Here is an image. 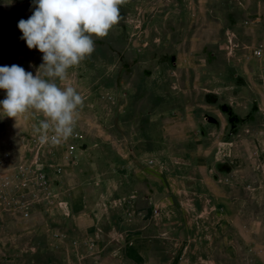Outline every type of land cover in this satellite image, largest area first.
Instances as JSON below:
<instances>
[{
    "label": "rangeland",
    "instance_id": "rangeland-1",
    "mask_svg": "<svg viewBox=\"0 0 264 264\" xmlns=\"http://www.w3.org/2000/svg\"><path fill=\"white\" fill-rule=\"evenodd\" d=\"M119 7V23L93 37L92 55L56 80L84 98L75 143L42 145L35 131L42 113L16 121L0 110V165L9 153L12 165L31 170L25 184L11 174L29 213L0 210V264H196L180 248L181 233L195 227L179 208L171 219H92L112 252L92 261L82 254L83 209L64 195L98 193L107 181L129 190L133 179L140 212L150 206L153 216L165 200L161 192L149 205L153 178L156 186L172 181L176 201L202 186L228 191V219L220 212L206 219L207 229L212 220L232 239L234 254L220 264H264V0H125ZM33 10L32 0H0V66L35 76L43 53L29 49L18 28Z\"/></svg>",
    "mask_w": 264,
    "mask_h": 264
},
{
    "label": "clouds",
    "instance_id": "clouds-1",
    "mask_svg": "<svg viewBox=\"0 0 264 264\" xmlns=\"http://www.w3.org/2000/svg\"><path fill=\"white\" fill-rule=\"evenodd\" d=\"M33 12L18 22L20 37L29 49L43 53L36 75L13 64L0 66V89L6 96L0 110L17 121L21 116L42 113L35 131L39 143L60 144L73 134L84 98L68 79V69L78 66L95 50L93 37L103 38L119 23L125 0H32ZM44 69L42 78L39 70Z\"/></svg>",
    "mask_w": 264,
    "mask_h": 264
},
{
    "label": "crops",
    "instance_id": "crops-1",
    "mask_svg": "<svg viewBox=\"0 0 264 264\" xmlns=\"http://www.w3.org/2000/svg\"><path fill=\"white\" fill-rule=\"evenodd\" d=\"M132 180L129 190L123 184V181H118L119 185L117 184V186L110 185L107 181L101 185L98 193H95L92 189H85L83 196L75 190H71V192L64 195V199H67L74 209H83V221L79 219L78 223L83 224L84 228L82 240L85 243V251L82 254H85L90 261L95 260L97 257L99 259L107 258L108 252H112V244H114L108 245L106 236L96 234L95 225L97 222L92 221V219H171V209L174 208L184 209V219L189 220L190 225L195 227L193 233L186 231V233H181L180 236V248L185 251L184 254L188 255V258L193 259L196 264H220L222 258L233 256V247L230 245L232 242L231 237L228 234L218 233L217 224L213 223L212 220L210 223L212 228L207 229L208 225L206 224V219H220L219 212L228 219V209L232 204L228 191H221L214 185H211L209 190H205V187L202 186V190L197 189L192 199L186 198L184 193H181L179 200L176 201L173 198V192H170L173 188L172 181H163L162 183L166 187H163V184H157L158 186H156V179L153 178L151 185L153 190L147 194L148 198H152L148 201L149 205H151L150 203L154 198L161 197L158 195L161 192H163L165 200L156 201L154 208L158 205L160 211H158V215L153 214L152 216L150 215L152 212L150 206L145 211L147 212L146 215L143 214L144 211L140 212L139 206H137L138 202H136L138 200L135 199L139 194L133 193L135 184L132 183ZM202 183L205 184L204 181ZM210 184L212 183L210 182ZM109 208H117V211L108 210ZM194 209L197 213L195 224L192 223L194 220L193 212H191ZM180 217H182V212ZM204 261L205 263H203Z\"/></svg>",
    "mask_w": 264,
    "mask_h": 264
},
{
    "label": "built area",
    "instance_id": "built-area-1",
    "mask_svg": "<svg viewBox=\"0 0 264 264\" xmlns=\"http://www.w3.org/2000/svg\"><path fill=\"white\" fill-rule=\"evenodd\" d=\"M261 54V49L257 51ZM81 137L78 129L74 130V134L64 142L73 143ZM63 143V142H62ZM75 143V142H74ZM4 162L0 165V210L14 211L16 208H20L25 214L29 213V205L27 201L23 200V193L18 194L11 189V174L21 178L22 183L28 182V175L31 174L30 165L23 163H17L12 165L9 160V153H5L3 157Z\"/></svg>",
    "mask_w": 264,
    "mask_h": 264
}]
</instances>
